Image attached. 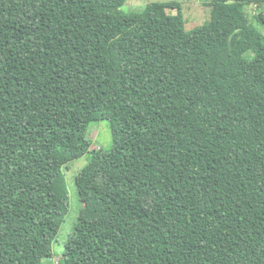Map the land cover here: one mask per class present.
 <instances>
[{"label": "trees", "instance_id": "16d2710c", "mask_svg": "<svg viewBox=\"0 0 264 264\" xmlns=\"http://www.w3.org/2000/svg\"><path fill=\"white\" fill-rule=\"evenodd\" d=\"M0 0V264H264V0ZM108 119L109 152L92 148Z\"/></svg>", "mask_w": 264, "mask_h": 264}, {"label": "rangeland", "instance_id": "374dc122", "mask_svg": "<svg viewBox=\"0 0 264 264\" xmlns=\"http://www.w3.org/2000/svg\"><path fill=\"white\" fill-rule=\"evenodd\" d=\"M164 1H180L185 13L187 28H193L210 20L212 15V6L209 5L211 0H127L122 10L126 13L142 11L151 2ZM88 137L92 141V148L102 149L109 152L113 147V130L111 121L101 119L90 124ZM91 158V153L85 154L83 157L71 161L65 169L67 176V184L70 191V212L63 223L61 231L58 235V241L53 244V255L46 259L47 264H61V252L68 238V234L72 233L74 223L78 217L79 200L77 188L75 185V175L84 167Z\"/></svg>", "mask_w": 264, "mask_h": 264}]
</instances>
